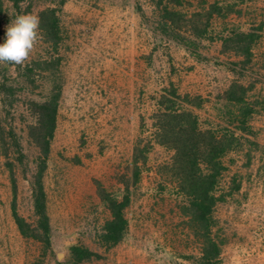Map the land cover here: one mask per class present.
I'll return each instance as SVG.
<instances>
[{
    "label": "rangeland",
    "instance_id": "obj_1",
    "mask_svg": "<svg viewBox=\"0 0 264 264\" xmlns=\"http://www.w3.org/2000/svg\"><path fill=\"white\" fill-rule=\"evenodd\" d=\"M157 1L20 0L15 9L11 0H2L0 43L17 15L37 16L45 6L58 7L61 40L54 50L38 29L23 66L0 65V264H196L202 244L180 211L183 196L170 169L173 150L153 134L157 99L169 83L179 93L202 97L192 107L201 128L224 127L239 136L221 156L226 168L214 189L224 193L212 208L211 233L222 241L217 264H264V0H161L159 5L186 15L203 13L212 1L226 10L210 16L211 37L194 38L193 48L159 31ZM232 28L259 33L247 62L221 50L219 36ZM53 55L60 56L54 74L36 63ZM231 80L250 85V133L234 126L230 111L236 106L220 96ZM53 81L60 82V96L41 177L49 224L44 247L16 228L6 162L15 177L16 210L34 224L31 180L38 151L27 133L34 120L28 101L44 98ZM146 142L138 180L131 183L133 146ZM96 180L118 198L128 187L127 227L109 247L96 238L108 216ZM235 182L238 188H230ZM72 243L101 256L75 262L68 250Z\"/></svg>",
    "mask_w": 264,
    "mask_h": 264
},
{
    "label": "trees",
    "instance_id": "obj_2",
    "mask_svg": "<svg viewBox=\"0 0 264 264\" xmlns=\"http://www.w3.org/2000/svg\"><path fill=\"white\" fill-rule=\"evenodd\" d=\"M19 1L11 0L15 9L18 8ZM62 1L59 0V3ZM170 1L173 4L188 2L187 0ZM160 2L161 0H158L156 3L158 6L156 27L162 34L181 42L186 48L194 47V38H210L206 29L210 16L224 15L226 12L215 1L208 2L203 13L192 11L189 15L165 3L159 5ZM1 7L2 0H0V11ZM57 8L56 6H45L37 11L40 35L54 50L61 40ZM186 31L187 34L184 33ZM258 36L259 33L254 28L247 30L232 28L226 34L219 36L221 50H231L235 55L241 56L238 59L239 62H247L251 55V46ZM59 61L60 56L53 55L36 63L43 64L41 68L49 69L54 74L58 71ZM1 84L3 87V83ZM5 87L6 90L10 88L9 85ZM249 88V84L231 80L220 93L226 102L236 106L234 111H230L231 118L235 120L234 126L246 133L251 132L247 118L254 110L252 103L245 98V93ZM59 96L60 82L53 81L44 98L28 101L34 120L27 125V133L38 151L31 180L34 224L27 221L16 210L15 177L11 162H6L11 189L10 213L16 228L21 235L39 240L44 247L49 246V224L41 177L46 165L49 143L53 136ZM201 100L202 97L198 94L179 93L169 83L157 99L158 108L153 114V134L157 143L173 150L170 169L176 180V188L183 196L180 211L192 223L193 234L200 237L202 244L196 264H217L222 241L211 233V226L215 223L212 208L216 201L223 199L224 193L216 194L214 189L222 170L226 168L221 156L238 144L239 136L224 127L220 131L209 127L201 128L197 114L192 110V107L200 105ZM245 139L249 140L246 137ZM148 147L147 142L141 145L136 143L133 146L131 183L138 180L139 163L144 162ZM95 186L100 200L108 210V216L97 231L96 238L100 244L109 247L120 240L127 227L124 207L129 201L128 187L124 185L123 192L118 198L107 191L97 180ZM231 186L230 188L237 189L238 183L235 182ZM68 250L71 259L75 262L84 258L101 256L100 253L79 243L70 244Z\"/></svg>",
    "mask_w": 264,
    "mask_h": 264
},
{
    "label": "clouds",
    "instance_id": "obj_3",
    "mask_svg": "<svg viewBox=\"0 0 264 264\" xmlns=\"http://www.w3.org/2000/svg\"><path fill=\"white\" fill-rule=\"evenodd\" d=\"M39 17L20 14L6 26L5 39L0 43V65L23 66L39 38Z\"/></svg>",
    "mask_w": 264,
    "mask_h": 264
}]
</instances>
